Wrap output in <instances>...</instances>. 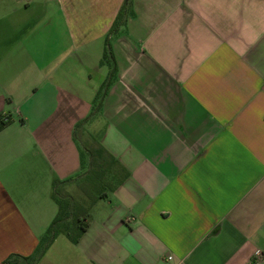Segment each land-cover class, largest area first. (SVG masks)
Wrapping results in <instances>:
<instances>
[{
  "label": "crops",
  "instance_id": "0c3cea01",
  "mask_svg": "<svg viewBox=\"0 0 264 264\" xmlns=\"http://www.w3.org/2000/svg\"><path fill=\"white\" fill-rule=\"evenodd\" d=\"M123 1L0 0V264L34 253L53 182L81 172L75 127ZM131 9L80 131L129 176L36 264H264V0Z\"/></svg>",
  "mask_w": 264,
  "mask_h": 264
},
{
  "label": "trees",
  "instance_id": "16d2710c",
  "mask_svg": "<svg viewBox=\"0 0 264 264\" xmlns=\"http://www.w3.org/2000/svg\"><path fill=\"white\" fill-rule=\"evenodd\" d=\"M131 6L132 0L123 1L109 35L105 39L100 65L108 68V75L95 95L92 113L88 118L101 108L108 88L117 79L118 70L111 49L110 36L115 35L120 27L125 25L127 16L132 15ZM88 118L76 125L74 132L79 148L81 172L67 181L53 182L51 197L57 206V212L39 240L34 253L27 257L11 255L4 264H36L58 234L63 235L72 244H76L89 227L92 206L115 191L128 178V171L94 137L88 135L89 140L81 142V127ZM1 123L4 125L2 121ZM73 181L78 182L85 192L89 201L86 205L62 193V187Z\"/></svg>",
  "mask_w": 264,
  "mask_h": 264
},
{
  "label": "rangeland",
  "instance_id": "374dc122",
  "mask_svg": "<svg viewBox=\"0 0 264 264\" xmlns=\"http://www.w3.org/2000/svg\"><path fill=\"white\" fill-rule=\"evenodd\" d=\"M80 140L81 142L89 140L88 134L85 132L81 133ZM61 191L64 194L70 195L74 200L80 202L83 205H86L89 202L86 198L85 192L83 191L82 187L78 184V182L76 183L75 181H73L72 183L63 186Z\"/></svg>",
  "mask_w": 264,
  "mask_h": 264
},
{
  "label": "built area",
  "instance_id": "2783aa9c",
  "mask_svg": "<svg viewBox=\"0 0 264 264\" xmlns=\"http://www.w3.org/2000/svg\"><path fill=\"white\" fill-rule=\"evenodd\" d=\"M129 220H130V218H126L125 219V221H127V222H129ZM259 254H261V253H259V252H257V253H255V256H257V255H259ZM172 259V257L171 256H169L168 257V260H171ZM253 264H260L258 261H255V262H253Z\"/></svg>",
  "mask_w": 264,
  "mask_h": 264
}]
</instances>
